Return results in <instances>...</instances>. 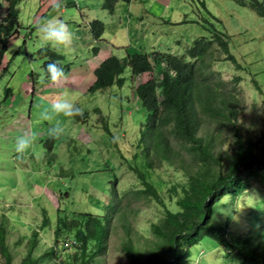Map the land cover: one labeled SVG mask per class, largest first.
I'll return each mask as SVG.
<instances>
[{"label":"rangeland","instance_id":"obj_1","mask_svg":"<svg viewBox=\"0 0 264 264\" xmlns=\"http://www.w3.org/2000/svg\"><path fill=\"white\" fill-rule=\"evenodd\" d=\"M72 1L75 6H85L77 15L72 13L75 7L69 8L66 0H57L46 16L36 23V15L43 12L41 0H21L18 4V34L10 38L2 52L0 43V214L3 212L10 220L18 218V222L25 225L39 220L45 205L50 210L57 204L51 191L60 195V209H68L74 200L70 190L65 194L66 187L77 186L93 196L103 189L100 196H110V185L105 182L114 173L110 160L125 155L128 162L134 161L133 154L139 150L134 144L139 131L145 129L146 120V112L132 92L137 81L135 75L126 66L121 73L124 78L121 86L114 84L99 91L87 90L92 77L89 70L108 54L123 59L132 49L139 48L147 51L167 49L181 55L194 39L208 37L215 27L214 30L228 36L230 52L245 68L236 70L234 64L221 60L214 64V71L225 87H231L235 75L244 74L236 86L242 105L238 111L241 133L254 143H264V21L248 6L238 4L237 0H132L128 3L118 0L113 6L114 13H111L116 19L109 15L99 18L105 28L102 40L96 41L89 26L75 23L80 22L81 14H87L90 20L101 17L97 11L89 9L92 2L100 1ZM7 4V0H0V19L6 14ZM142 7L145 9H141L143 15L139 16ZM104 16L109 17L104 20ZM53 19L63 20L73 33L69 48L43 41L38 26ZM168 20L177 22L171 24ZM41 47H49L63 56L67 66L62 79L56 82L46 79L42 67L44 59L38 54ZM93 47H97V52ZM6 87L11 90L7 94ZM61 96L74 107L84 110L87 121L76 120V114L66 116L48 108ZM96 107L100 112L93 111ZM102 119L108 122L116 143L108 141L109 132L103 129ZM56 124L63 131L51 135L49 128ZM22 134L29 135L31 143L18 151L16 140ZM218 146L223 150L227 144L223 141ZM121 166L117 170L119 177L115 185L118 193L136 183L127 165ZM177 172L164 164L155 168L153 178L163 187L161 193L165 198L172 181H181L185 177V173ZM261 194L264 195L261 191L243 192L233 203L235 218L238 216L240 224L246 222L244 227L248 232L252 229V222L245 214L251 212L252 204L256 202L254 198ZM86 199L87 207L93 208L94 201ZM156 205L154 202L136 204L129 201L115 214L119 217L118 223L127 226L133 241L138 244L142 243L141 236L148 235L149 224L158 218ZM227 207L219 214L218 220L222 221L228 213L229 204ZM238 229L236 223L230 230L237 232ZM6 230L5 242L12 257L11 263L18 264L26 253V246L17 244L24 226L17 229L8 225ZM38 232L41 248L36 247L33 256H39V251L49 243L50 233ZM124 233L120 227L111 228L100 264L126 263L121 250L127 236ZM200 245V250H206L205 256L196 259L195 254L193 260L196 261L188 264H224L219 256L222 249L216 247L214 241L205 237ZM0 264H3L1 254Z\"/></svg>","mask_w":264,"mask_h":264},{"label":"trees","instance_id":"obj_2","mask_svg":"<svg viewBox=\"0 0 264 264\" xmlns=\"http://www.w3.org/2000/svg\"><path fill=\"white\" fill-rule=\"evenodd\" d=\"M7 1L6 14L0 19L1 52L10 38L18 34L19 27L18 4L21 0ZM104 1L103 8L110 13L112 2L118 0ZM237 3L248 6L264 21V0H237ZM88 25L93 38L100 41L104 22L95 18ZM214 29L208 37L194 39L181 55L132 49L123 59L108 56L94 67L89 92L113 84L121 86L124 80L121 73L126 66L135 75L137 81L132 92L146 112V120L145 129H140L134 144L139 148L133 154L134 161L128 162L125 155L116 160L110 158L114 169L108 180L110 196L101 197L103 190L93 196L80 187H66L65 194L70 190L74 202L70 208L60 209V195L51 191L57 204L50 210L45 205L41 218L26 225L18 222V218L10 220L2 212L0 254L3 264H12L5 242L8 225L17 229L24 226L17 244H24L26 253L18 264H100L110 230L116 227L127 235L121 246L127 259L125 264L193 263L205 256L206 250H200L205 237L222 249L219 256L224 264H264V195L255 197L251 212L245 214L252 222L250 232L245 230V221L240 224L238 216L235 218L236 209L233 207L243 192L264 193V143H254L241 133L238 111L242 105L236 86L244 74L235 75L231 87H225L213 65L225 60L234 64L236 70L245 66L230 52L228 36ZM96 48L93 47L94 52H97ZM38 54L45 57V76L47 63L63 61V56L49 47L39 48ZM60 64L63 69L67 66ZM145 73L151 77L142 79ZM252 80L259 88L256 79ZM10 91L9 87L5 88L6 94ZM94 110L100 112L98 107ZM84 114L83 110L75 119L86 122L88 117ZM102 120L103 129L109 132L108 141L116 143L108 122ZM223 141L227 146L220 150L218 144ZM124 163L136 183L118 193L115 186L119 177L117 170ZM161 164L172 167L176 173H185L183 180L172 181L167 187V198L161 193V184L153 178L155 168ZM86 198L94 201L93 208L87 207ZM129 201L157 204L158 218L146 229L148 235L140 237L141 244L133 241L127 226L118 223L119 217L115 216L118 209ZM227 204L228 213L222 221L218 220L223 209H228ZM76 208L79 211H75ZM236 223L238 231H231ZM38 231L49 232L50 238L46 247L39 251L41 254L33 256V250L41 248Z\"/></svg>","mask_w":264,"mask_h":264},{"label":"clouds","instance_id":"obj_3","mask_svg":"<svg viewBox=\"0 0 264 264\" xmlns=\"http://www.w3.org/2000/svg\"><path fill=\"white\" fill-rule=\"evenodd\" d=\"M132 0H130L129 2H131ZM168 1V0H167ZM104 0H102L100 2L101 5V10L103 11V13L112 16L114 19H116L115 16L111 15V13H114V10L112 8V12H107L105 11V9L103 8V4H104ZM118 1H116L115 3H117ZM124 2V1H123ZM115 3L112 2V6L115 5ZM128 3V2H126ZM66 5L69 8H73L75 7V9L78 6H75L72 0H66ZM69 5H72L73 7H70ZM148 7V6H147ZM146 7V8H147ZM152 7V6H150ZM164 9H166V4H163L162 6ZM81 9V8H79ZM141 9H145V8H140V12H139V16L143 15ZM87 15V14H86ZM82 16V14H81ZM108 16V17H109ZM166 18L169 19V16H165ZM95 18H102V17H95ZM94 18V19H95ZM88 20V21H84V20ZM104 19V18H103ZM105 20V19H104ZM90 19L85 18V14H84V19H80V22H76L75 24L77 26H89L88 22H90ZM185 21V20H183ZM169 23L173 24L174 22L177 21H170L168 20ZM182 22V21H181ZM212 24V23H211ZM127 25V24H126ZM213 25V24H212ZM215 28V27H214ZM217 30V29H216ZM38 31L41 33L42 39L43 41L47 42L48 44L52 45V46H56V47H63L65 49L69 48L72 44V40H73V33L70 31V29L67 27V25L63 22V20L61 19H53V20H49L47 22H45L42 25L38 26ZM103 34V33H102ZM102 37V36H101ZM102 40V39H101ZM97 41V40H96ZM192 44V43H191ZM190 46V45H189ZM188 46V47H189ZM187 47V48H188ZM186 48V49H187ZM136 49V50H135ZM135 51H139V50H143V49H139V48H135ZM185 49V50H186ZM147 51V50H145ZM153 50H149L148 52H152ZM165 51H169V50H165ZM171 52V51H169ZM174 53V52H172ZM129 53H127L128 55ZM175 54V53H174ZM126 55V56H127ZM108 56H111L110 54H108L105 58H107ZM125 56V57H126ZM124 57V58H125ZM39 58H43L45 60V57H42L39 55ZM43 60V61H44ZM62 61V60H61ZM64 63V61H63ZM62 63V64H63ZM219 63L216 62L215 64ZM97 66V65H96ZM95 66V67H96ZM214 66V65H213ZM42 67H43V62H42ZM94 69V68H93ZM90 69V74L92 73V70ZM214 69V68H213ZM45 71L47 73V78L48 80L52 81V82H56L60 79H62L64 77V69L62 67V65L59 63V61L53 60L49 63H47L45 65ZM151 75L148 73H145L143 75L142 79H148L150 78ZM114 85V84H113ZM117 85V84H116ZM119 86V85H118ZM137 99V98H136ZM138 102V100H137ZM48 108H50L53 112L56 113H63L64 115H72V114H79L80 113V108L79 107H74L73 104L66 99L64 96H61L60 98L55 99L54 101H52L49 105ZM63 131L62 127L59 124L53 125L52 127L49 128V133L51 135H57L59 133H61ZM31 143V137L27 134H22L21 136L17 137L16 140V147L18 151H22L25 147H27L29 144ZM110 180V179H108ZM105 181V182H108ZM109 183V182H108ZM110 184V183H109ZM108 184V185H109ZM103 190V189H102Z\"/></svg>","mask_w":264,"mask_h":264},{"label":"crops","instance_id":"obj_4","mask_svg":"<svg viewBox=\"0 0 264 264\" xmlns=\"http://www.w3.org/2000/svg\"><path fill=\"white\" fill-rule=\"evenodd\" d=\"M55 1H57V0H41V6H43V12L41 14H39V15L38 14L36 15L37 16L36 21H35L36 23H38L39 21H41V18L42 17L46 16L47 12L52 7V5L55 3ZM99 1L101 2V0H99ZM99 1H97V2H99ZM83 7H85V6H78L76 9H73L72 8L73 9V12L72 13L74 14L76 12V15H77V12H80V10H81L79 8H83ZM89 9H94L95 11H97L99 13V16H101V17H102V15H107V14L103 13V11L101 10L102 8H101L100 3H93L92 2L91 5H90V7H89ZM81 18L84 19V14H82ZM85 18L89 19L88 18V15L85 14ZM103 18L104 19H107L108 16L107 17L104 16ZM84 21H88V20L85 19Z\"/></svg>","mask_w":264,"mask_h":264}]
</instances>
